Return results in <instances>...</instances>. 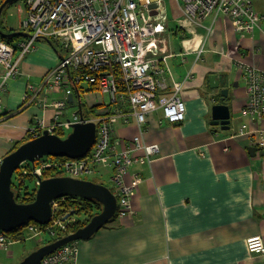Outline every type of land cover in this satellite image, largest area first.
<instances>
[{"label":"crops","instance_id":"obj_1","mask_svg":"<svg viewBox=\"0 0 264 264\" xmlns=\"http://www.w3.org/2000/svg\"><path fill=\"white\" fill-rule=\"evenodd\" d=\"M252 2L264 15V0ZM173 12L167 15L170 28L159 36L164 42L158 44L155 68L161 70L163 81L158 97L171 96L175 84H182L180 96L186 113L180 124L168 123L158 110L140 126L125 100L111 102L109 96L84 82L69 85L73 104L63 90L49 92L44 78L62 55L58 44L53 42L55 47L45 39L37 40L34 49L21 58L20 75L0 92V159L18 144L48 131L56 112L53 104L59 100L67 102L60 122L79 120L78 99L87 121L97 122L119 110L123 117L112 126L117 151L136 136L159 145L151 165L137 164L125 175L127 183L134 175L141 178L131 199L133 215L114 216L90 239L78 241L77 264H264V256L246 247L251 236L264 239V175L260 174L264 152L257 149L253 156L248 152L257 141L250 132L264 127V121L243 114L246 86L235 68V62L241 61L264 69V20L253 36L241 37L227 16H210L201 26L184 28L176 21V8ZM23 16L24 20L25 12ZM22 21L17 27L6 23L1 30L22 31ZM26 38L13 42L14 58L19 55L18 44ZM221 78L224 84L215 88ZM30 84L40 92L26 99ZM225 88L229 90L224 101L230 108L229 130L211 124V108L220 103V90ZM39 120L45 128H39ZM241 129L244 135H239ZM64 132L57 128L51 134L64 138ZM79 217L76 223L88 218ZM40 236L25 227L8 235L12 244L0 247V264H19L41 246L67 235L52 239L49 235L47 242ZM32 241L35 245L28 246Z\"/></svg>","mask_w":264,"mask_h":264},{"label":"built area","instance_id":"obj_2","mask_svg":"<svg viewBox=\"0 0 264 264\" xmlns=\"http://www.w3.org/2000/svg\"><path fill=\"white\" fill-rule=\"evenodd\" d=\"M174 2L179 16L176 21L184 28L201 26L206 18L223 15L232 20L235 32L244 37L253 36L264 20V15L254 9L252 0ZM25 6L21 30L28 37L18 44V57L14 58L17 51L13 45L0 41V92L6 89L10 80L20 75V60L34 49L35 42L48 39L58 44L62 55L44 78L43 85L49 92L63 90L69 97L72 95L69 85L72 82L76 85L84 82L109 96L111 102L125 100L140 126L158 110L162 111L170 124L184 121L186 105L180 96L182 84H175L171 96L158 97V89L163 87V81L161 70L155 68L158 61L155 57L159 55L158 44L164 42L159 36L168 26V13L163 0H25ZM235 63L247 92L243 114L261 123L264 121V69L241 61ZM27 91L26 99H29L30 93L33 99L40 89L30 84ZM53 105L56 112L53 123L47 127L50 133H54L57 128L71 130L77 122H92L80 118L76 122H60L59 116L67 108V102L59 100ZM122 117L120 111L116 110L115 114L94 122L95 142L84 157L35 159L33 163H23L19 167V174L25 177L33 175L36 191L48 171L74 179L108 176L117 198L115 217L123 219L133 215L131 199L138 190L141 178L134 175L131 182L127 183L125 175L137 164L151 165L160 148L158 144L146 143L136 136L126 148L117 151L112 142V126ZM37 125L40 129L45 128L43 120H39ZM245 132L241 129L238 133L244 135ZM250 133L257 136L254 147L264 152V127ZM260 174L264 175V159L261 161ZM57 208L58 200H55L52 202L53 212L49 224H27L25 228L33 236L48 234L57 237L59 233H66L76 223V219L70 217L63 221L64 216L56 215ZM10 244L12 240L8 234L0 233V247L7 248ZM246 247L250 253L264 256V239L261 236L249 237ZM77 257V242H73L45 256L40 264H77Z\"/></svg>","mask_w":264,"mask_h":264},{"label":"water","instance_id":"obj_3","mask_svg":"<svg viewBox=\"0 0 264 264\" xmlns=\"http://www.w3.org/2000/svg\"><path fill=\"white\" fill-rule=\"evenodd\" d=\"M22 0H5L0 6V18L4 9ZM0 36L10 38L25 36V33H5L0 29ZM48 43L50 41L45 39ZM212 80V77L210 78ZM224 84L221 78L219 84ZM229 90H220V103L211 108L212 125L220 126L222 130L230 129V108L224 104ZM73 95L68 97V103L73 104ZM79 117L84 119L81 111V100L78 99ZM96 138V125L94 122H77L71 127V132L65 138L44 131L42 135L27 141L6 155L0 164V233L10 234L18 228H24L33 221L38 225H47L52 219V202L65 197H76L82 200L97 202L101 211L94 215L89 222L74 233L64 236L49 244L43 245L30 253L19 264H40L41 260L69 243L86 241L103 228L115 216L117 198L109 188L84 179L69 177H54L40 180L35 199L31 203L20 204L16 201L12 190V177L19 167L25 163H33L35 159L43 157L78 159L84 157L92 148ZM257 148L250 147L251 156ZM75 212L72 211L63 217L68 220Z\"/></svg>","mask_w":264,"mask_h":264},{"label":"trees","instance_id":"obj_4","mask_svg":"<svg viewBox=\"0 0 264 264\" xmlns=\"http://www.w3.org/2000/svg\"><path fill=\"white\" fill-rule=\"evenodd\" d=\"M4 1L5 0L2 1L0 6L3 4ZM1 17H2V15H1ZM0 22H1V18H0ZM12 32L25 33L24 31H10L8 33H12ZM20 38H22V36H14V37H10V38H3L0 36V41L6 42L10 45H13V42L17 39H20ZM51 43H53V42H51ZM54 46H55V44H54ZM118 83L120 84L119 78H118ZM31 139L32 138H30L29 140H31ZM29 140H27V141H29ZM27 141H25V142H27ZM21 144H23V143H21ZM18 146H20V144L15 146L12 151H14ZM51 173H53V172H51V171L45 172L44 178L51 177L50 176ZM28 180H31V177L30 176H27V177L21 176L19 174V169L14 173V175L12 177V184H11L12 190L14 192L16 201L20 204L31 203L35 199L36 190H35V188H34V190L29 189ZM71 200H74V201L72 202ZM58 203H59L58 208L56 210L57 216H65L66 214L74 211L75 214L72 215V217H74V218L77 216H80V215H84V216L88 217L85 221H83V222L78 221L77 225H75L76 223L74 225H72V227H70L66 233H64V234L59 233V236L69 235L70 233H74L79 228L85 226L94 215L98 214L101 211V206L97 202L90 201V200H82V199L76 198V197L61 198L58 200ZM28 224L36 225L33 221L29 222ZM21 229H23V228L16 229L12 233H10V235H14V234L18 233Z\"/></svg>","mask_w":264,"mask_h":264},{"label":"rangeland","instance_id":"obj_5","mask_svg":"<svg viewBox=\"0 0 264 264\" xmlns=\"http://www.w3.org/2000/svg\"><path fill=\"white\" fill-rule=\"evenodd\" d=\"M2 1H1V3H2ZM174 1L175 0H163V3L165 4L166 10H167V13H169L168 16H170V13H172L174 8H176V5H175ZM24 8H26L25 0L18 1L15 4L6 7L4 9V12H3L2 17H1L0 28L4 30L5 26H6V23H7L8 26L17 27L18 23L23 20V17H24L23 14L25 12ZM172 14L174 16L175 13L173 12ZM177 17H179V16L177 15ZM3 21L5 23H3ZM170 22H171L170 19H168L167 28H170ZM83 84H85V83H83ZM86 116H89V114L86 115ZM70 132H71V130H66V132L63 133V137L65 138L66 136H68V134ZM19 172H20V170H19ZM102 172H104V171L102 170ZM29 176L31 177V180H28V187H29L30 190H34V186H35L34 177H33V175H29ZM82 179H86L88 181H92V182H95L97 184H101V185H104V186H106L108 188H111V184L108 181V176H105L104 178H101V177H98V176H93V177L90 176V177H87V178L83 177ZM79 218H80V220H85L86 216L80 215ZM57 236H59V234ZM40 238L44 239L45 242L50 240L48 234H42V236H40ZM38 239L39 238H37L36 240H38ZM51 239H52V237H51ZM32 242L33 243L28 242L27 243L28 246H30L31 244L35 245L36 242L35 241H32Z\"/></svg>","mask_w":264,"mask_h":264},{"label":"flooded vegetation","instance_id":"obj_6","mask_svg":"<svg viewBox=\"0 0 264 264\" xmlns=\"http://www.w3.org/2000/svg\"><path fill=\"white\" fill-rule=\"evenodd\" d=\"M53 175V176H52ZM51 177H46V178H44V180L45 179H48V178H54V177H60L58 174H57V172H53V173H51V175H50ZM72 202L74 201V200H71ZM78 224V222L75 224V225H77Z\"/></svg>","mask_w":264,"mask_h":264},{"label":"bare ground","instance_id":"obj_7","mask_svg":"<svg viewBox=\"0 0 264 264\" xmlns=\"http://www.w3.org/2000/svg\"><path fill=\"white\" fill-rule=\"evenodd\" d=\"M75 86H76V84H75ZM67 100V99H66ZM17 142V141H16ZM20 142V141H19ZM21 145V144H20ZM26 204V203H25Z\"/></svg>","mask_w":264,"mask_h":264}]
</instances>
